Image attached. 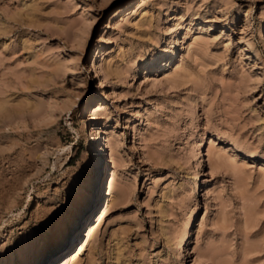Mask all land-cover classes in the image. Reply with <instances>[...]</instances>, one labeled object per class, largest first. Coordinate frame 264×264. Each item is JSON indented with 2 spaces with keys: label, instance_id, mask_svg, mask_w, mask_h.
Instances as JSON below:
<instances>
[{
  "label": "rangeland",
  "instance_id": "1",
  "mask_svg": "<svg viewBox=\"0 0 264 264\" xmlns=\"http://www.w3.org/2000/svg\"><path fill=\"white\" fill-rule=\"evenodd\" d=\"M104 206L66 264H264V0H0V264Z\"/></svg>",
  "mask_w": 264,
  "mask_h": 264
},
{
  "label": "bare ground",
  "instance_id": "2",
  "mask_svg": "<svg viewBox=\"0 0 264 264\" xmlns=\"http://www.w3.org/2000/svg\"><path fill=\"white\" fill-rule=\"evenodd\" d=\"M176 42V39H174V38H172L171 39V42H170V45H173L174 43ZM171 48V47H170ZM169 49V46H167V47H165L163 50L164 51H167ZM156 54H158V53H156ZM94 57V56H93ZM92 61V60H91ZM98 63H97V60L96 59H94L93 58V61H92V63H91V66H92V69H95V71L96 72H98V70H97V65ZM94 72V71H93ZM95 72V73H96ZM101 84H102V82H101ZM93 115H91V119H93ZM91 132L93 133V134H102V133H106L107 132V130H103V129H101L98 125H95V126H92L91 127ZM109 133V132H108ZM204 136V135H203ZM202 136V137H203ZM209 139V138H208ZM212 139V138H211ZM211 139H209V140H211ZM203 141H204V139H201V141H200V145H202L203 144ZM212 141V140H211ZM214 141V140H213ZM211 144H212V142H210ZM213 143H216L215 141L213 142ZM197 144V143H196ZM206 145V144H205ZM215 145V144H214ZM203 147V146H202ZM194 148H195V146H194ZM66 148H63V150H65ZM201 148H199V150H197L198 151V156L199 155H201L202 153H204V152H202L201 150H200ZM214 149H215V147H214ZM219 152V151H218ZM215 153H217V152H215ZM213 151H212V149L211 150H209V152H208V154H210V157H211V159H212V161H213V163H218V160H214V154H215ZM220 154V153H219ZM218 155V154H217ZM221 155V154H220ZM219 155V156H220ZM112 156V155H111ZM219 156H217L218 158L217 159H220L219 158ZM102 159V158H101ZM201 159H202V156H200L199 157V160H200V162H201ZM220 163L222 162L221 160L219 161ZM102 163V162H101ZM202 163V162H201ZM219 163V164H220ZM194 164V163H193ZM214 166H216L215 164H214ZM103 167H105V166H103ZM103 170V169H102ZM198 170V169H197ZM102 172V171H101ZM114 172V171H113ZM113 172H111V173H113ZM203 172V171H202ZM200 173V172H199ZM112 176H113V174H112ZM200 176V175H199ZM194 177V176H193ZM100 178V177H99ZM113 178V177H112ZM112 178H109V179H111V181H112ZM195 178V177H194ZM102 179V178H101ZM108 179V185H107V192H108V194H110V193H112L113 192V190H111L110 189V187H112V185H111V182H110V180ZM200 179V178H199ZM116 180V179H115ZM107 181V180H106ZM192 182V181H191ZM196 183V182H195ZM120 185H122V183L120 184ZM122 187V186H121ZM116 190V189H115ZM122 191V190H121ZM125 192H127V191H125ZM196 192V191H195ZM105 194V193H104ZM122 194H123V192H122ZM118 196V195H117ZM116 196V197H117ZM125 196H126V194H125ZM95 197V196H94ZM111 198V197H110ZM94 200V199H93ZM109 200V199H108ZM112 200V199H111ZM110 201V200H109ZM108 202V201H107ZM109 207V206H108ZM107 207V208H108ZM97 208H99V207H97ZM105 209H106V207L104 206L103 208H101V210L99 211V214H96L97 215V217H96V219H94L93 221H91V222H89L88 224H87V226H85L86 228L84 229V232L83 233H81L82 234V238L80 239V241H79V243L77 244V246L78 245H80V247L79 248H77V246L75 247V249H73L71 252H69L67 255H65V256H63V258L61 259V260H59V262L58 263H56V264H66L67 262L69 263V262H72V261H74L75 259H76V257H77V255H79L78 253H79V251H80V249L82 248V243L84 242V241H86L89 237H92V236H90L91 235V233L93 234V230H94V227H95V224L96 223H99L100 221H101V219H102V216H103V214H105L104 212H105ZM94 210V209H93ZM98 210V209H97ZM98 212V211H97ZM96 212V213H97ZM107 212V211H106ZM89 214V213H88ZM191 214V213H190ZM193 215L194 214H192L191 215V220H192V218H193ZM86 220V219H85ZM191 220L189 221V225H190V222H191ZM87 230V231H86ZM86 231V232H85ZM187 231H188V227H187ZM78 234V233H77ZM186 235H187V232H186ZM185 236V235H184ZM75 239V238H74ZM182 239V238H181ZM185 239H186V237H184L183 239H182V241H181V243H180V245H181V248L183 247V243H185L184 241H185ZM82 240H83V242H82ZM82 242V243H81ZM69 244V243H68ZM83 250V249H82ZM181 250V249H180ZM187 250V249H186ZM179 251V250H178ZM184 252V251H183ZM178 253V252H177ZM182 253V252H181ZM79 257V256H78ZM183 257V256H182Z\"/></svg>",
  "mask_w": 264,
  "mask_h": 264
}]
</instances>
